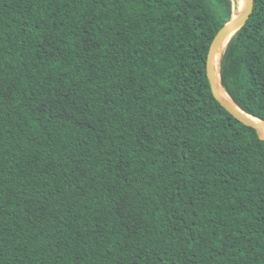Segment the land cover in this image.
Returning a JSON list of instances; mask_svg holds the SVG:
<instances>
[{
	"label": "trees",
	"instance_id": "trees-1",
	"mask_svg": "<svg viewBox=\"0 0 264 264\" xmlns=\"http://www.w3.org/2000/svg\"><path fill=\"white\" fill-rule=\"evenodd\" d=\"M238 0H0V264H264V135L214 96ZM223 88L264 119V0Z\"/></svg>",
	"mask_w": 264,
	"mask_h": 264
},
{
	"label": "water",
	"instance_id": "water-1",
	"mask_svg": "<svg viewBox=\"0 0 264 264\" xmlns=\"http://www.w3.org/2000/svg\"><path fill=\"white\" fill-rule=\"evenodd\" d=\"M254 4L255 0H244L243 4L238 8V12L218 32L210 48L207 71L216 99L237 119L255 128L259 134L264 135V119L247 113L233 100L229 93L223 88L218 71L219 60L224 47L229 42L230 38L246 24L254 10ZM222 90H225L229 97L226 96Z\"/></svg>",
	"mask_w": 264,
	"mask_h": 264
},
{
	"label": "bare ground",
	"instance_id": "bare-ground-1",
	"mask_svg": "<svg viewBox=\"0 0 264 264\" xmlns=\"http://www.w3.org/2000/svg\"><path fill=\"white\" fill-rule=\"evenodd\" d=\"M243 1L244 0H238V4H239V7L243 4ZM223 91V93L226 95V96H228V94H227V92L225 91V90H222ZM229 97V96H228Z\"/></svg>",
	"mask_w": 264,
	"mask_h": 264
}]
</instances>
